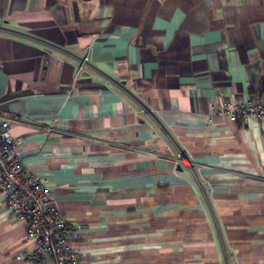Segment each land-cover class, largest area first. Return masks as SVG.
<instances>
[{
  "label": "crops",
  "instance_id": "0c3cea01",
  "mask_svg": "<svg viewBox=\"0 0 264 264\" xmlns=\"http://www.w3.org/2000/svg\"><path fill=\"white\" fill-rule=\"evenodd\" d=\"M224 99L264 100V0H0V120L79 264H264V124ZM30 246L0 194V264Z\"/></svg>",
  "mask_w": 264,
  "mask_h": 264
},
{
  "label": "built area",
  "instance_id": "2783aa9c",
  "mask_svg": "<svg viewBox=\"0 0 264 264\" xmlns=\"http://www.w3.org/2000/svg\"><path fill=\"white\" fill-rule=\"evenodd\" d=\"M85 56L78 70L83 67ZM210 111L223 113L230 120L248 117L264 124V100L210 105ZM11 120H0V194L4 205L25 225L26 238L31 242L23 256L31 264H79L73 240L80 225L69 224L51 197L45 179L27 169L14 149L9 133Z\"/></svg>",
  "mask_w": 264,
  "mask_h": 264
}]
</instances>
